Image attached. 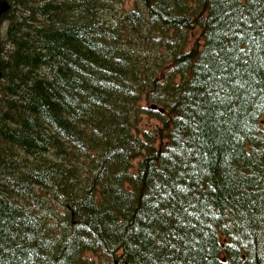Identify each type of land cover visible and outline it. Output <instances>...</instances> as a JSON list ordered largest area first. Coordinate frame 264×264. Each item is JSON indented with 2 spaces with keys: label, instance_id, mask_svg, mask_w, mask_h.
I'll return each instance as SVG.
<instances>
[{
  "label": "trees",
  "instance_id": "obj_1",
  "mask_svg": "<svg viewBox=\"0 0 264 264\" xmlns=\"http://www.w3.org/2000/svg\"><path fill=\"white\" fill-rule=\"evenodd\" d=\"M84 1L2 15L0 264H264V0Z\"/></svg>",
  "mask_w": 264,
  "mask_h": 264
},
{
  "label": "rangeland",
  "instance_id": "obj_2",
  "mask_svg": "<svg viewBox=\"0 0 264 264\" xmlns=\"http://www.w3.org/2000/svg\"><path fill=\"white\" fill-rule=\"evenodd\" d=\"M105 0H85L81 6H85L88 2H97V3H102L104 2ZM0 21H1V24H0V37L2 35H6L7 31H8V22L7 20L3 19L2 16L0 18ZM70 45H73V46H77V43H72V42H69ZM78 47V46H77ZM22 69H21V68ZM19 67V70L20 72H23V65H20ZM33 72V71H32ZM35 76H38L39 75V72H34ZM62 91H64V88H62ZM19 158H20V162L21 164L26 167L28 170L32 171V175L38 179H41L43 176L42 174L37 171V165H39V163L35 162L33 159H31L30 156H26L24 154H18ZM0 158L1 159H5V156L4 155H0ZM35 179V178H34ZM30 179H25L24 181V185L26 187V185H28V181ZM8 191H5V189L2 187L0 188V194L1 195H4L5 193H7ZM72 201H73V204L76 208H79V209H83V208H86L87 205L85 203H83L81 200H78L77 198L73 197L72 198ZM48 214L50 215V218H52L53 216H55V213L53 211H47ZM6 225H5V228H10V222L13 223L14 219H12V213L11 212H8L7 213V216H6ZM63 219V217H62ZM48 222H50L49 220H47ZM20 229V228H17V230ZM16 235V232L14 231H11V234H10V238H13L14 236Z\"/></svg>",
  "mask_w": 264,
  "mask_h": 264
},
{
  "label": "water",
  "instance_id": "obj_3",
  "mask_svg": "<svg viewBox=\"0 0 264 264\" xmlns=\"http://www.w3.org/2000/svg\"><path fill=\"white\" fill-rule=\"evenodd\" d=\"M8 2L7 0H0V18L2 14L7 10Z\"/></svg>",
  "mask_w": 264,
  "mask_h": 264
},
{
  "label": "bare ground",
  "instance_id": "obj_4",
  "mask_svg": "<svg viewBox=\"0 0 264 264\" xmlns=\"http://www.w3.org/2000/svg\"><path fill=\"white\" fill-rule=\"evenodd\" d=\"M7 2H8V0H7ZM5 77V76H4Z\"/></svg>",
  "mask_w": 264,
  "mask_h": 264
}]
</instances>
